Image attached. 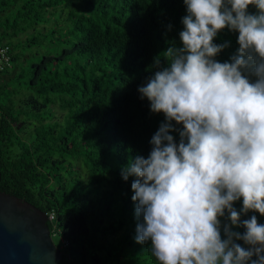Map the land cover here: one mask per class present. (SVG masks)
<instances>
[{"label": "trees", "instance_id": "1", "mask_svg": "<svg viewBox=\"0 0 264 264\" xmlns=\"http://www.w3.org/2000/svg\"><path fill=\"white\" fill-rule=\"evenodd\" d=\"M184 15L183 0H0V191L47 214L59 264H159L150 241H135L136 177L121 171L147 158L165 122L138 88L182 47ZM237 37L220 31L214 42L227 46L215 59L229 61ZM252 215L264 224L258 212L240 219Z\"/></svg>", "mask_w": 264, "mask_h": 264}, {"label": "clouds", "instance_id": "2", "mask_svg": "<svg viewBox=\"0 0 264 264\" xmlns=\"http://www.w3.org/2000/svg\"><path fill=\"white\" fill-rule=\"evenodd\" d=\"M183 3L182 47H169L167 66L138 88L165 122L147 158L121 171L125 181L136 177L135 241H150L159 264H264V224L256 215L240 219L249 211L264 215V0ZM225 28L238 32L239 47L220 62L227 44L214 40Z\"/></svg>", "mask_w": 264, "mask_h": 264}, {"label": "water", "instance_id": "3", "mask_svg": "<svg viewBox=\"0 0 264 264\" xmlns=\"http://www.w3.org/2000/svg\"><path fill=\"white\" fill-rule=\"evenodd\" d=\"M47 214L16 195L0 191V264H59Z\"/></svg>", "mask_w": 264, "mask_h": 264}, {"label": "built area", "instance_id": "4", "mask_svg": "<svg viewBox=\"0 0 264 264\" xmlns=\"http://www.w3.org/2000/svg\"><path fill=\"white\" fill-rule=\"evenodd\" d=\"M8 53H7V47L6 46H1L0 45V61L6 60L8 61ZM52 214H50V218H52Z\"/></svg>", "mask_w": 264, "mask_h": 264}, {"label": "rangeland", "instance_id": "5", "mask_svg": "<svg viewBox=\"0 0 264 264\" xmlns=\"http://www.w3.org/2000/svg\"><path fill=\"white\" fill-rule=\"evenodd\" d=\"M51 238L57 248H60L62 246L61 240L57 234H53Z\"/></svg>", "mask_w": 264, "mask_h": 264}]
</instances>
